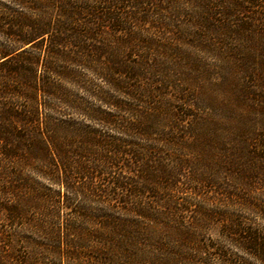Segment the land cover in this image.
I'll use <instances>...</instances> for the list:
<instances>
[{"label": "trees", "instance_id": "obj_1", "mask_svg": "<svg viewBox=\"0 0 264 264\" xmlns=\"http://www.w3.org/2000/svg\"><path fill=\"white\" fill-rule=\"evenodd\" d=\"M175 7L0 0V264H264V53L254 67L248 46L218 50V77L186 101L180 51L157 33ZM196 8L200 40L241 29ZM84 67L105 86H81ZM237 68L258 76L257 98ZM174 146L194 156H161Z\"/></svg>", "mask_w": 264, "mask_h": 264}, {"label": "rangeland", "instance_id": "obj_2", "mask_svg": "<svg viewBox=\"0 0 264 264\" xmlns=\"http://www.w3.org/2000/svg\"><path fill=\"white\" fill-rule=\"evenodd\" d=\"M243 2L242 7L239 8L237 7V2ZM246 1V2H244ZM188 3V4H187ZM197 3V4H195ZM209 4L210 6L214 7L213 12H215L216 16H214V19L212 20H223L222 18L229 19L231 25H238L241 24L239 27L241 28L239 31H227L223 33L224 35V41L223 43L221 42V34L217 30H211L206 37H203L202 39L206 40H200V36L196 35V30L194 29L193 26L189 25L187 27L188 23H191L193 19H191L193 16L194 10L198 11L196 8V5H204L206 6ZM175 5L179 6L178 8H174L175 11L176 9L181 12V15H176V17H172L171 19V26L172 28L167 29L166 31H162L161 29L157 30V33L160 35H163L165 40H161L166 47L171 46V47H176L179 49L180 53L174 56H177L181 59L182 65H184V68L181 70V74L179 75L180 80L183 84L178 83L182 85L181 87L183 90L185 89V97L186 101H191L192 99V94L198 90H201L204 86H209L208 81L213 80V78L218 77V70L217 67L220 66V56H217L216 53L219 50L222 51H228L225 52L224 54L229 55L234 57V59H239L240 53H235L232 50L233 47H247L250 51H254V57L257 60H253L251 66L255 64L256 61L261 59V53H264L262 51L263 48H261V45L264 44V0H175ZM209 7V6H208ZM231 7V13L228 14V17H224L222 14V10L227 11L226 8ZM168 15V14H167ZM172 16V15H171ZM214 23H217V21H214ZM173 24V25H172ZM179 26V27H178ZM182 27H185L183 30ZM180 28L183 30H180ZM152 31H156L152 30ZM189 33L191 35H189ZM193 34V35H192ZM244 35H249L247 38L248 40L250 39L249 42L246 41H241L238 39H241ZM178 39V46L174 45L175 40ZM159 40V39H158ZM240 42H238V41ZM160 41V42H161ZM193 41V42H192ZM177 43V42H176ZM208 46H206V45ZM228 50H227V49ZM241 51V50H240ZM141 54V51L139 50L138 52ZM169 54H174L173 52H169ZM224 55V56H225ZM133 59V58H132ZM254 67H256L254 65ZM75 68V67H74ZM194 70H193V69ZM252 68V67H251ZM205 69H209V76H205L203 74V71ZM238 69V70H237ZM236 69V83L238 85H243V86H248L253 90V93L248 94V98L250 99H255L257 98L258 94H260L258 88L259 82H258V76L257 75H250L249 72H244L240 68ZM175 72V71H174ZM182 72L184 73H190L192 77V81L190 83H185L186 81V76H182ZM80 76H81V86L85 85L86 89L88 90V82L92 81L97 87H104L105 84L99 79H94L92 74L88 72V68L84 67L83 69L80 70ZM191 80V79H189ZM264 84V81H262ZM64 85L70 90V99L76 100V98L81 99L82 102H84L85 105L88 106V101L90 100L88 98V92H82V90L79 89V87L76 84L72 83H67L65 82ZM264 86V85H263ZM210 87V86H209ZM261 87V86H259ZM214 88V87H213ZM215 89V88H214ZM217 94H220L222 96L221 91H216ZM77 93L75 96L74 94ZM174 97H178L179 95L173 92ZM81 97V98H79ZM77 99V100H78ZM60 105L59 108L65 109L67 106L64 102H59ZM70 112V111H69ZM73 117L77 118L78 120H82L83 122L88 124V119H81L82 117H78L74 113L70 112ZM112 134V133H111ZM116 135V134H113ZM117 136V135H116ZM175 147V146H174ZM172 147V148H174ZM183 146H178L175 147L177 150L171 149V147H168V149H164L163 153H161V156L164 157H174V158H192L194 156L193 153L190 151L183 149ZM172 162V161H169ZM183 173L186 175L188 174V170L185 169ZM186 177V176H185ZM185 177L180 178V183H178V186H180L179 192H173L172 195H175V197L181 198V197H186L187 195L190 196L189 194V186L190 184L187 183V180ZM161 181V180H160ZM156 182L159 183V180L157 179ZM187 188V189H186ZM208 194H211L210 191H208ZM193 195V194H192ZM197 197V196H196ZM81 201V198H78L77 196L75 197V202ZM88 207V205H87Z\"/></svg>", "mask_w": 264, "mask_h": 264}]
</instances>
